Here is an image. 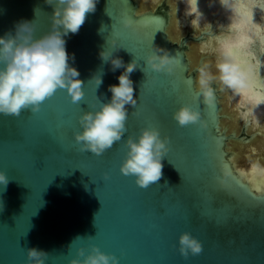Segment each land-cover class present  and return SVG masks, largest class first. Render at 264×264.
Segmentation results:
<instances>
[{
  "label": "water",
  "instance_id": "water-1",
  "mask_svg": "<svg viewBox=\"0 0 264 264\" xmlns=\"http://www.w3.org/2000/svg\"><path fill=\"white\" fill-rule=\"evenodd\" d=\"M170 11L165 1L141 11L136 0H98L79 32L65 38L67 52L74 55L69 63L84 82L81 100L73 103L58 89L37 113L0 114V171L8 178L7 186H0V264H26L28 248L46 252L45 264H69L78 248L87 254L90 245L116 256L118 264H264V202L255 199L264 196V179L235 167L228 142L241 141V157L246 147L249 163L264 164V157L255 155L259 150L248 146L263 135L246 134L245 121L238 135L221 130L220 120L229 118L221 113L223 90L217 89L214 106L206 108L195 93L200 64L191 65L186 56L188 43H201L206 33L188 31L171 40ZM51 14L44 0H0V36L28 20L38 37L49 30ZM125 18L133 21L127 28ZM109 39L117 40L120 48L113 54L125 65L137 62L130 74L137 105L126 106L121 141L97 156L80 151L73 134L80 130L82 112L107 102L109 85L123 72L111 71L99 58ZM152 44L178 61L172 74L145 67ZM93 75H102L98 88L90 82ZM185 81H192L190 95L182 91ZM182 105L200 109L207 130L179 126L172 114ZM150 126L168 137L169 151L161 178L141 188L119 167L124 140ZM225 170L232 173L226 177L230 187L218 183ZM184 232L201 242V253L180 254L178 237Z\"/></svg>",
  "mask_w": 264,
  "mask_h": 264
},
{
  "label": "clouds",
  "instance_id": "clouds-1",
  "mask_svg": "<svg viewBox=\"0 0 264 264\" xmlns=\"http://www.w3.org/2000/svg\"><path fill=\"white\" fill-rule=\"evenodd\" d=\"M217 0H211L216 3ZM52 7L49 30L40 36L35 35V23L20 20L13 28L0 36V114L18 117L22 109L32 113L40 111L41 104L58 90H66L73 103L84 96L79 79V71L71 66L74 55L66 50V37L79 32L86 15L95 12L98 0H44ZM223 10L229 13L230 24L225 33L217 37L215 60L202 62L196 69V95L206 108L214 106L217 89L231 90L242 95L249 103L264 101V61L251 50L258 41L264 46V24L254 22L259 11L264 13V0H218ZM38 11V10H37ZM131 18H125L123 26H131ZM109 48L99 51V58L111 65V71L123 68L116 77L117 83L109 85L111 93L107 102L100 103L97 110L83 111L78 118L80 130L73 134L74 141L82 152L101 155L116 142L121 141L129 118L126 106L137 105L134 96L133 81L130 74L136 69V60L124 64L113 53L120 46L115 39L107 41ZM145 67L154 73L172 74L178 61L169 55L167 49L152 44L143 58ZM144 71V70H143ZM90 82L98 88L102 75H93ZM172 118L179 126L198 125L207 130L208 123L198 108L182 105L176 109ZM168 137L161 138L155 126L141 128L133 137L124 140L126 149L119 171L134 178L141 188H147L162 176V159L169 148ZM249 173L264 179V164L251 161ZM232 173L225 170L218 177L221 187L226 177ZM107 178V177H105ZM8 178L0 171V186L6 187ZM264 202V196H256ZM3 203L0 202V211ZM91 238V237H88ZM179 252L185 258L189 254L197 255L202 244L190 233L184 232L178 237ZM26 264H45L48 254L37 248L26 249ZM76 257L69 264H118V258L101 252L95 245L89 250L78 248Z\"/></svg>",
  "mask_w": 264,
  "mask_h": 264
},
{
  "label": "bare ground",
  "instance_id": "bare-ground-1",
  "mask_svg": "<svg viewBox=\"0 0 264 264\" xmlns=\"http://www.w3.org/2000/svg\"><path fill=\"white\" fill-rule=\"evenodd\" d=\"M136 1L141 11L153 10L160 3V0ZM164 1L167 2L168 5L171 3L173 6V12L170 14V21L167 29L169 38L174 40L175 37H180L181 25L187 27L188 31L193 36H196V34L203 31L206 35H203V40L199 43L201 45L198 49L211 52L215 56L217 37L222 33H225L228 29V25L230 24L229 13L221 8L218 0L214 4L211 3V0H196L197 12L195 13L192 12V0H175L174 2L171 0ZM191 18L193 19L192 21H190ZM254 22L264 24V13L257 11L254 16ZM188 46L189 51H186V56L189 59L190 64L193 65L202 55L199 57L196 56V53L194 52V43H188ZM251 50L259 59L264 61V46H261L258 41H255L251 46ZM203 62H205L204 59ZM220 104L222 106V114H227L226 106L229 104L236 110L235 113L232 111L230 115L227 114L229 118H224L222 121L220 120V128L225 131L226 135L230 132H235L236 134L237 127L241 124V122L245 121L247 123L246 134L252 133L251 128H253L264 136V126H260L264 120V105L249 103L242 95L234 94L231 90L230 95H224L221 93ZM228 142L235 167L249 171V167L244 168L240 165L242 157L238 148H241L243 145H241V141L239 143H235L229 140ZM257 145L258 146L253 147L255 148L254 150L263 148L264 141L257 139Z\"/></svg>",
  "mask_w": 264,
  "mask_h": 264
},
{
  "label": "rangeland",
  "instance_id": "rangeland-1",
  "mask_svg": "<svg viewBox=\"0 0 264 264\" xmlns=\"http://www.w3.org/2000/svg\"><path fill=\"white\" fill-rule=\"evenodd\" d=\"M164 0H160V3L161 2H163ZM171 1H175V0H171ZM159 3V4H160ZM170 8H171V11H170V14L173 12V6H172V4L170 3ZM193 19H191L190 21H192ZM180 28H181V32H180V37L181 36H183V35H185V33L186 32H188V29H187V27H185L184 25H181L180 26ZM203 31H201V33H202ZM177 38L178 37H175V39L177 40ZM195 45V53H196V56H200V55H202L201 57H199V59H197L196 61H195V63L193 64V66H196L197 64L199 65V64H201L202 62H203V59L205 60V62H213L214 60H215V56H214V54L213 53H210V52H207L206 50L205 51H203V50H201V49H198V47L201 45V44H194ZM223 94L225 95H230V90H227V89H223ZM234 112L235 113V108L233 107V106H231L230 104L229 105H227L226 106V112H227V114H231V112ZM263 122H264V120H263ZM243 124V122H241V124L237 127V131H236V134L238 135L239 133H240V129H241V125ZM256 130L255 129H253V128H251V132L252 133H254ZM264 131V130H263ZM255 139H256V141H255ZM253 141H252V143H250L248 146H250V148H253V147H256V146H258L257 145V139L258 140H263L264 141V136H257L256 138H255ZM258 152L255 154L256 155V157H257V155L260 153L261 155H262V157H264V146H263V148H258ZM243 151H244V157L243 158H241V166L242 167H244V168H246V167H249V165H250V163L248 162V159H246V156H248V155H250V152L249 151H247V149H246V147H244L243 148Z\"/></svg>",
  "mask_w": 264,
  "mask_h": 264
},
{
  "label": "snow or ice",
  "instance_id": "snow-or-ice-1",
  "mask_svg": "<svg viewBox=\"0 0 264 264\" xmlns=\"http://www.w3.org/2000/svg\"><path fill=\"white\" fill-rule=\"evenodd\" d=\"M192 5H193L192 12H194V13L197 12L196 0H192ZM182 91H184L185 93H187V94L190 95L191 92H192V81H185L184 85H182ZM194 99H196V101H197V107L199 108L200 103L198 101V98L197 97H194ZM258 105H264V101H260L258 103ZM134 115L138 116L139 113L134 112ZM225 187H230V185L228 184L227 181L225 182Z\"/></svg>",
  "mask_w": 264,
  "mask_h": 264
}]
</instances>
